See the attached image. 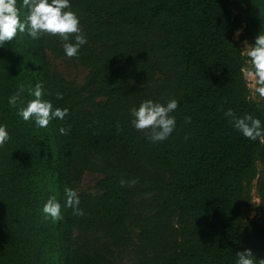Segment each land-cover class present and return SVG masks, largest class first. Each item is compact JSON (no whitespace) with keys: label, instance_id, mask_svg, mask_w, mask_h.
<instances>
[{"label":"trees","instance_id":"obj_1","mask_svg":"<svg viewBox=\"0 0 264 264\" xmlns=\"http://www.w3.org/2000/svg\"><path fill=\"white\" fill-rule=\"evenodd\" d=\"M230 3L70 0L88 39L80 85L48 59V51L65 55L58 37L25 33L0 47V126L10 135L0 148V264H116L127 247L134 264H236L245 249L257 264L264 259V143L224 115L232 109L264 125V101L248 97L233 37L242 21L251 45L264 34V0H240L235 15ZM38 83L43 99L69 109L47 128L18 115ZM21 85L24 103L11 107ZM173 98L168 139L153 143L134 129L130 109ZM257 161L260 216L252 219ZM85 170L101 174L96 192L79 190ZM122 178L138 182L121 187ZM65 187L77 190L83 217L65 206ZM53 196L62 206L57 222L43 213Z\"/></svg>","mask_w":264,"mask_h":264},{"label":"clouds","instance_id":"obj_2","mask_svg":"<svg viewBox=\"0 0 264 264\" xmlns=\"http://www.w3.org/2000/svg\"><path fill=\"white\" fill-rule=\"evenodd\" d=\"M22 7L27 10L24 20H21L18 0H0V47L6 42H12L20 34H27L32 39H39L43 36L58 37L63 43V51L68 58L79 59L80 49L88 42L84 34L80 16L71 10L70 0H22ZM239 32H237V36ZM242 56L248 58L246 76L253 82V95L259 101H264V34H260L255 39V44L250 45L244 41ZM21 85L16 93L8 99L11 107H17L24 102L21 94L24 92ZM29 94L34 96L27 102L25 107H19L18 115L24 121H34L36 127L47 128L54 119L64 120L69 114L68 108H54L52 102L43 99L44 91L41 84H36L34 89H29ZM51 95V93H48ZM56 99L62 100L63 93L57 92ZM176 99H169L166 104L144 100L139 107L130 109L132 117L131 124L135 130L145 133L148 140L153 143L163 142L173 133L176 128V117L172 115L178 108ZM229 118V123L234 126L242 135L251 140H259L264 143V125L259 118L251 114L238 116L232 109L224 112ZM191 121V117H186L185 122ZM117 131H122L121 125L117 123ZM70 128H60V133L67 134ZM187 139V137H185ZM10 140V135L6 126H0V148ZM138 181L133 179L120 180V186H131ZM65 206L73 210V215L83 217L84 210L80 207V198L77 190L65 187ZM61 204L56 197H51L43 206L45 218H50L53 222L63 219ZM236 264H257L250 249L236 253ZM258 264H264V259Z\"/></svg>","mask_w":264,"mask_h":264},{"label":"rangeland","instance_id":"obj_3","mask_svg":"<svg viewBox=\"0 0 264 264\" xmlns=\"http://www.w3.org/2000/svg\"><path fill=\"white\" fill-rule=\"evenodd\" d=\"M230 7L231 12L233 15H235L238 12V5L240 0H230ZM246 22L242 21L239 23V25L235 28L233 37L239 47L241 48V51L244 50V41H247L248 44L251 45V40L248 37H242L243 32L245 31ZM237 32H239V35L237 36ZM48 59L53 67H55L69 82L73 84L80 85L84 81V77L88 72V66L85 65L80 59L75 58H68L66 55L62 54H55L52 51H48ZM244 65H243V74L246 79L247 88H248V97L253 100H257L253 95V82L248 79L246 76V70H247V61L248 58L246 56ZM262 169V164L257 161L256 162V175L252 179L250 183V207L248 208V217L252 219H258L260 216L259 212V196L257 192V177L260 174ZM101 177V174H99L96 171L91 170H85L81 183L79 186V190L81 191H89V192H96L97 186L96 181ZM134 251L131 250L129 247L124 248L123 250L117 251L115 253V263L116 264H134Z\"/></svg>","mask_w":264,"mask_h":264}]
</instances>
